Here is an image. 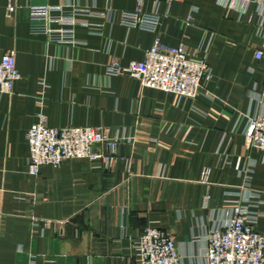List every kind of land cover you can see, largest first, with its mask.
Returning <instances> with one entry per match:
<instances>
[{
	"label": "crops",
	"instance_id": "obj_1",
	"mask_svg": "<svg viewBox=\"0 0 264 264\" xmlns=\"http://www.w3.org/2000/svg\"><path fill=\"white\" fill-rule=\"evenodd\" d=\"M6 1L0 55L13 51L19 79L0 95V264H138L133 242L146 227L170 234L181 264H206L207 231L223 225L235 202L264 235V156L243 136L248 119L264 110V61L253 58L254 49H264V31L256 33L261 0H180L168 8L166 0H143V11H168L158 29L162 44H183L212 69L202 83L207 97L193 102L103 73L111 61L141 60L152 42L118 18L81 17L88 25L74 26L73 45L47 43L30 29L31 5L119 13L133 10L135 0H10V13ZM38 111L48 127L125 129L134 142L119 143L108 169L72 159L41 165L31 176L25 132ZM237 157L241 171L233 168ZM204 167L208 187L200 182Z\"/></svg>",
	"mask_w": 264,
	"mask_h": 264
},
{
	"label": "built area",
	"instance_id": "obj_2",
	"mask_svg": "<svg viewBox=\"0 0 264 264\" xmlns=\"http://www.w3.org/2000/svg\"><path fill=\"white\" fill-rule=\"evenodd\" d=\"M135 1L133 10H122L119 13L109 7L94 11L93 8L75 5H31L27 8L28 18L32 22L30 29L33 33L45 34L47 43L73 45L77 43L73 34L74 26L88 25L81 17L94 14L106 22H113L118 18L123 28L141 29L150 33L153 38L144 50L141 60L111 61L102 68L105 75L129 76L136 80L140 87H150L173 94L176 101L189 99L193 102L198 98H206L202 83L210 80L213 72L205 57L189 52L183 44L164 46L158 29L168 11L161 15L156 10L143 11V0ZM158 1L155 0L156 3ZM174 1L180 0H166V7ZM227 1L225 0V5ZM5 7L7 13L15 8L10 0L6 1ZM261 7L263 19L256 33L264 31V0H261ZM194 10L195 7H192L191 11ZM193 19V15L189 14L186 25L192 24ZM253 58L264 61V49H254ZM17 79L19 73L15 67L14 53L12 50H6L0 55V95L10 93ZM39 83L44 85L42 81ZM260 93L264 100V86ZM35 102L40 106L41 97H36ZM243 136L248 148L260 151L264 156V110L248 119ZM123 141L134 142V138L128 136L125 129L111 133L101 125L48 127L45 115L38 111L25 132L26 172L35 176L41 165L57 167L72 159H83L99 169H108L114 164L117 147ZM233 168L241 171L240 157L235 159ZM209 174L210 169L207 167H204L200 174V182L207 187ZM208 199V191H205L202 198L203 207H206ZM36 222V219L31 218L32 225ZM206 242V264H264V235L254 229L247 218V207L240 203L230 205L223 225L209 228ZM133 247L138 256V264H181L175 242L165 230L156 227L144 228L135 237ZM22 264H32V260Z\"/></svg>",
	"mask_w": 264,
	"mask_h": 264
}]
</instances>
